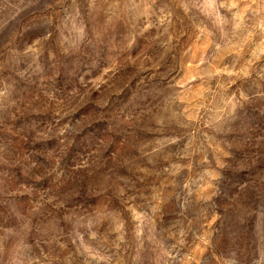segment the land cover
<instances>
[{"label": "rangeland", "instance_id": "rangeland-1", "mask_svg": "<svg viewBox=\"0 0 264 264\" xmlns=\"http://www.w3.org/2000/svg\"><path fill=\"white\" fill-rule=\"evenodd\" d=\"M0 264H264V0H0Z\"/></svg>", "mask_w": 264, "mask_h": 264}]
</instances>
